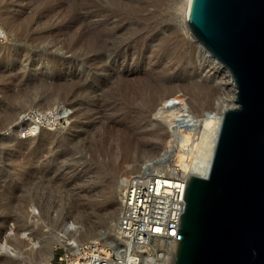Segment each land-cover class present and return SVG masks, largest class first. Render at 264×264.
Returning a JSON list of instances; mask_svg holds the SVG:
<instances>
[{"label":"rangeland","instance_id":"obj_1","mask_svg":"<svg viewBox=\"0 0 264 264\" xmlns=\"http://www.w3.org/2000/svg\"><path fill=\"white\" fill-rule=\"evenodd\" d=\"M183 2L0 0V237L12 228L49 242L52 264L65 247L57 241L65 222L84 228L82 243L108 245L121 180L168 146L175 164L178 148L156 113L160 102L150 103V82L162 85L151 92L171 87L190 109L202 97L196 115L229 103L234 88L187 31ZM191 81L201 89L189 88ZM23 113L37 121L35 135L14 131ZM7 239L13 244L14 234Z\"/></svg>","mask_w":264,"mask_h":264},{"label":"water","instance_id":"obj_2","mask_svg":"<svg viewBox=\"0 0 264 264\" xmlns=\"http://www.w3.org/2000/svg\"><path fill=\"white\" fill-rule=\"evenodd\" d=\"M186 24L236 99L208 174L187 176L171 264H264V0H190Z\"/></svg>","mask_w":264,"mask_h":264},{"label":"bare ground","instance_id":"obj_3","mask_svg":"<svg viewBox=\"0 0 264 264\" xmlns=\"http://www.w3.org/2000/svg\"><path fill=\"white\" fill-rule=\"evenodd\" d=\"M189 3H190V0H184L183 10H182L183 11V14H182L183 24L185 25L188 32H189V29H188L187 24H186V17H187ZM141 8H142V6H141ZM149 8H151V7H149ZM6 21H7V19H6ZM11 27L14 28L15 27L14 24H12ZM17 29L14 28V30H17ZM196 43H197L198 47L200 48V50L202 51V53L204 54V57L206 59H208L212 65H214V68H216V70L224 73L225 78L227 77L226 78L227 82L231 83V86L235 89L234 82H233L232 77L230 76L229 72L225 68H223V66L215 58H213L197 41H196ZM156 80L158 82V79H156ZM151 82H155V81H151ZM151 82H150V85H148V88H146L145 90H148V91L149 90H151V91L152 90H158L159 85L157 86L158 88L156 89L155 83H151ZM159 82H162V81H159ZM145 83L147 84V82H145ZM163 83H164V81H163ZM190 85L192 87H189V88H194L196 91L201 89L197 85L196 81L195 82L191 81ZM161 86H160V88H161ZM204 87H205V85H204ZM140 88H142V87L140 86ZM143 88H145V85ZM160 88H159V90L162 89V88L161 89ZM234 89H233V94H234ZM165 90H167V91L163 90L164 92L160 91V93L158 91L157 94L154 93L155 91L154 92L149 91L150 92L149 93L150 94L149 99H150V103L152 105H154L158 101L160 102V103L158 102L159 105L157 107H155L157 110L156 113L159 114L158 116L160 118L162 117L161 119H163V121L167 123V126L170 130L171 137H172L171 142L174 143L173 146L175 148H178L177 152L174 151V153H172V155H171V157H174L175 164L172 166L169 164L170 160L168 158L170 157V153L172 150L170 149V146H168L169 149H166L163 152V154H161L162 158H160L154 162H150V164H145V167L148 165H150V166H148L146 168L143 166V168H144L143 170H146V172H148V173L163 174V175H167V176H176V177H181V176L185 177L186 176L187 177L190 174H196V175L204 177L208 174V171H209L210 166H211L212 157H213V153H214V149H215V145H216V141H217V137H218V132H219V128H220V124H221V120H222L223 111L228 107H232V105L234 106V104H231L232 103L231 101L234 98V95L232 94V95L228 96L229 97V103H227L228 99H227L226 103H225V100L220 102L218 105V108L215 111H213V109H212L211 111L202 112L200 115H196L192 112V110L193 109L195 111H200V110L202 111L203 110V103L204 102L201 101L202 97H200V98H198L197 96L194 97L193 100L191 101V108H193V109H190V107L187 106L182 101L183 99L180 100L178 98L177 99L175 98V96L173 95L174 93H172V91H171V87L169 89H165ZM137 93H138V91H137ZM143 94H144V92H143ZM147 94H148V92H147ZM202 96H204V95H202ZM140 97H141V95H140ZM204 99H205V97H204ZM144 100H146V99L144 98L142 101H144ZM143 103H145V102H143ZM153 110H154V108H153ZM10 114H12V113H10ZM154 115H156V114H154ZM2 116H4V115H2ZM9 116L10 115H8V117ZM25 116L26 115L24 114V115H20V117H18V123L16 122L17 126L14 127L15 128L14 131L17 128L25 127L29 131L28 133L30 135H35L37 133V130L39 129L37 121H34L33 119H31V120H33L32 122L31 121L26 122L24 119ZM4 117H6V116H4ZM6 122H8V121H6ZM6 122H4V123L2 122V123L5 124ZM1 127H2V124H1ZM21 130L18 129L16 131L18 134H21L20 133ZM18 149H19V147H18ZM22 161H24V160H22ZM167 161H168V163H167ZM19 163H18V165H19ZM21 163H23V162H21ZM127 168H129V167H127ZM126 182H127V179L121 180V183L122 184L124 183V185L126 184ZM124 185H123V187H124ZM15 198H17V197H15ZM18 199H20V198H18ZM15 201L16 200H14V202ZM12 204H13V202H12ZM120 205H121V196H120ZM14 211H16V210L14 209ZM37 214H39V213L33 209L32 216H36ZM117 230L118 229H117V224H116V226L114 228V237L117 234ZM10 231H12L13 233L12 232L11 233H5L4 232L5 234L1 235V237H0V257L2 256L5 258L4 261H3V259L2 260L0 259L1 260L0 264H52V263H50V260L53 257V250H54V246H52V244H50L49 242H46V241L41 243L38 240H36V241L32 240L30 237L27 236L28 234H30L28 232L27 233L21 232L22 235L19 237V236H17L18 235L17 233H14L12 228H10ZM83 232H85L84 228H81L79 226H75L73 223H70V222H65L63 224V226L60 228L59 232L57 233V241L59 243H61L62 245H64L65 248L81 244L82 240H79L77 238V236H81V234L83 235ZM12 234H14V243L10 244L8 242L7 237L12 235Z\"/></svg>","mask_w":264,"mask_h":264},{"label":"built area","instance_id":"obj_4","mask_svg":"<svg viewBox=\"0 0 264 264\" xmlns=\"http://www.w3.org/2000/svg\"><path fill=\"white\" fill-rule=\"evenodd\" d=\"M186 179L146 170L130 176L121 192L116 236L104 246L64 247L56 264H171Z\"/></svg>","mask_w":264,"mask_h":264}]
</instances>
